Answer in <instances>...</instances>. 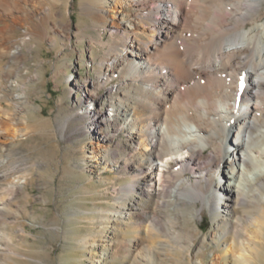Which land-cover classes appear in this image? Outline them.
<instances>
[{"label":"rangeland","instance_id":"obj_1","mask_svg":"<svg viewBox=\"0 0 264 264\" xmlns=\"http://www.w3.org/2000/svg\"><path fill=\"white\" fill-rule=\"evenodd\" d=\"M66 1L49 18L21 15L18 22L0 11V177L20 187L0 206V264H137V256L152 251L156 214L178 223L170 241L181 249L157 244L165 264H239L244 257L251 259L246 264H264V234L258 238L255 226L264 215L257 204L244 199L232 216L226 200L215 203V215L201 202L176 209L169 201L179 178H162V163L148 164L142 149L131 157L137 139L121 131L123 116L116 126L93 127L98 114L117 113L113 105L124 92L119 79L97 84L104 48L96 42L108 36L100 37L83 0ZM129 91L132 109L137 90ZM125 162L130 174L120 168ZM140 169L155 178L145 188L149 194L126 196ZM237 217L243 226H235ZM234 228L248 233L235 239ZM246 236L251 243L243 247H257V255L242 250Z\"/></svg>","mask_w":264,"mask_h":264},{"label":"bare ground","instance_id":"obj_2","mask_svg":"<svg viewBox=\"0 0 264 264\" xmlns=\"http://www.w3.org/2000/svg\"><path fill=\"white\" fill-rule=\"evenodd\" d=\"M83 1L100 37L108 36L106 42H96L104 48L97 84L109 86L119 79L118 90L124 92L118 107L113 105L117 113L98 114L92 118L93 127L102 130L111 122L116 126L123 116L121 131L137 139L131 157L142 149L148 164L162 163V178H179L169 201L176 209L183 202H201L215 215V203L226 200L225 210L232 216L234 205L247 199L264 215V0ZM66 2L0 0V11L15 21L30 14L49 18ZM27 42L22 39V44ZM132 87L137 92L131 109ZM4 126L0 125V139ZM89 158L97 161L96 156ZM120 168L130 174L127 162ZM9 179L0 177V206L20 190ZM154 182L149 169L136 170L124 194L148 195L145 188ZM170 218L155 215L150 256H137L135 263L165 264L158 243L165 248L174 244L171 252L181 249L174 238L170 241L178 225ZM234 224L242 225V219L237 217ZM255 226L261 238L264 223L255 220ZM239 230L232 231L235 239L248 233ZM220 233L226 240L229 231ZM246 238L240 241L242 250L257 255V247H243L251 243ZM250 260L244 257L239 264Z\"/></svg>","mask_w":264,"mask_h":264}]
</instances>
